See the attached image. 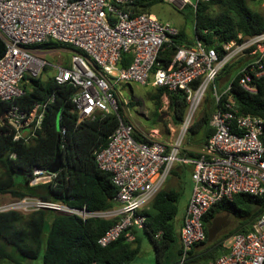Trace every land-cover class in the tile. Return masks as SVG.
<instances>
[{
    "label": "built area",
    "instance_id": "obj_1",
    "mask_svg": "<svg viewBox=\"0 0 264 264\" xmlns=\"http://www.w3.org/2000/svg\"><path fill=\"white\" fill-rule=\"evenodd\" d=\"M166 1L195 11L198 2L206 0ZM131 2L0 0V37L6 47L0 59V102L23 98L30 91L31 79L50 77L57 85L74 89L71 102L78 120H94L99 115L118 118L107 145L95 154L98 168L112 175L116 188L113 208L90 212L85 207L24 198L0 207V213L52 209L82 220L114 219L97 244L106 247L122 236L133 242L132 230L144 227L142 211L163 188L174 165L180 164L190 170L192 182L179 232L183 264L192 247L205 240L202 220L212 206L237 194H264V120L234 108L229 96L231 82L220 93L216 88L221 71L230 62L243 59L246 64L237 74L238 85L248 93L257 92V81L264 77V31L250 37L238 35V41L221 44L220 52L198 38L191 45H177L176 28L161 24L150 14L133 16L119 8ZM258 2L264 11V0ZM48 42L80 53L71 50L67 65L61 60L50 62L44 57L57 46H47ZM123 55L131 59L127 67L120 66ZM120 83L182 95L186 110L175 135L165 141L135 139L134 127L121 116L123 106L116 92ZM207 95L215 104L209 120L213 132L195 157L182 156L186 135ZM53 99L33 103L30 109L12 103L1 123L8 125L13 140L28 143L35 137ZM59 132L63 146L65 128ZM54 176L47 169L35 168L31 184L48 182ZM226 245L228 251L208 264H264V213L250 230L233 235Z\"/></svg>",
    "mask_w": 264,
    "mask_h": 264
},
{
    "label": "trees",
    "instance_id": "obj_2",
    "mask_svg": "<svg viewBox=\"0 0 264 264\" xmlns=\"http://www.w3.org/2000/svg\"><path fill=\"white\" fill-rule=\"evenodd\" d=\"M163 0H132L120 6L131 15L150 14V8ZM264 31V11L258 0H206L199 1L194 13V37L188 39L182 30L175 44L191 45L198 38L206 46H216L238 41L237 36L250 37ZM47 46H58L53 42ZM59 46H64L60 45ZM71 50H79L69 47ZM6 47L0 37V59ZM130 57L123 55L120 66L130 64ZM167 61V60H166ZM257 92L248 93L238 85V75L231 81L229 96L234 108L243 115H253L264 120V77L257 81ZM74 89L68 85H57L50 77L30 81V91L23 98L11 102H0V195L13 199L34 198L45 203L62 204L69 208H83L87 211H102L114 207L116 188L112 175L101 171L95 154L103 149L109 136L118 124L115 115H99L94 120H78L71 102ZM168 100L171 122L178 126L184 116L186 103L182 95L156 89L150 100L156 109L161 106L163 95ZM53 101L47 106L42 124L35 130V137L28 143L23 139L13 140L10 128L2 124L5 112L12 103L31 108L33 103ZM214 107H203L190 128L191 139L202 146L213 130L209 127ZM60 128H65L64 145L61 143ZM138 141H145L133 134ZM264 145V131L261 136ZM58 146L62 165L52 180L32 185L35 168L47 169L55 157ZM182 155L195 157L190 151ZM185 168V167H184ZM188 171V168H185ZM190 176V174H189ZM181 188H162L142 211L146 216L144 227L133 229V242L120 237L106 247L97 240L110 228L115 220L89 218L82 220L74 215L58 213L52 209H39L23 214L18 211L0 213V264H24L37 260L42 264H131L140 251V235L153 248L155 262L168 264L169 250L178 243L180 221H176ZM264 213V194L252 196L237 194L231 200L212 206L203 217L205 240L195 244L183 264H208L228 251L227 241L237 233H244L254 220ZM230 215L244 219L236 228L207 243V229L214 218ZM248 225V226H247ZM158 235L157 238L155 236ZM201 246H206L199 249ZM177 254L181 248L177 246Z\"/></svg>",
    "mask_w": 264,
    "mask_h": 264
},
{
    "label": "rangeland",
    "instance_id": "obj_3",
    "mask_svg": "<svg viewBox=\"0 0 264 264\" xmlns=\"http://www.w3.org/2000/svg\"><path fill=\"white\" fill-rule=\"evenodd\" d=\"M191 1L194 3L196 0ZM194 13L195 11H193L189 6L179 9L178 7L168 3L166 0H163L161 3H156L150 8L151 16H153L161 24H169L178 31L182 30L187 38L194 37ZM70 55L71 49L69 46H57L56 51H51V53L45 56L44 59L57 63L61 60L65 65H67L70 60ZM238 64V60H234L221 71L220 75L216 79V88L219 93L221 90H224L238 74ZM116 92L118 93L123 106L121 116L132 124L135 135L142 137V134H144L142 137L144 139H155L160 141L168 140L175 135L177 126H174L171 122L170 114L167 109L168 101L162 97V104L159 109H156L154 103L150 100V95L155 93V89L140 86L136 83H120L116 86ZM203 107H209V109L214 107V102L210 96H206L199 112H201ZM196 140L197 138L191 139L190 135L187 134L184 149H187V151H198L201 146L195 143ZM185 168L180 164L174 165L163 186L164 189H174L177 186L181 188V196L177 203L178 212L176 221L181 219L184 211V204L190 197L192 190V182L190 180L189 173L185 170ZM13 201L17 200L8 195H0V207L8 205ZM17 211L23 214L30 213L21 209ZM56 212L59 213V211ZM228 219L230 221L229 226L225 230L221 231L217 235L216 239L229 231L234 230L239 223H245L244 219H236L230 215ZM248 230H250V226L247 231ZM177 246V244H174L169 250V259L166 261L168 264H180L182 258L181 255L178 256L177 254ZM204 247L206 246H201L199 249H203ZM41 255L42 253L37 260L27 261L24 264H42ZM188 257L189 254L186 259ZM1 264L10 263L2 262ZM131 264H157L155 262L153 248L143 235H140V251ZM198 264L202 263L199 262Z\"/></svg>",
    "mask_w": 264,
    "mask_h": 264
},
{
    "label": "water",
    "instance_id": "obj_4",
    "mask_svg": "<svg viewBox=\"0 0 264 264\" xmlns=\"http://www.w3.org/2000/svg\"><path fill=\"white\" fill-rule=\"evenodd\" d=\"M25 132L23 133V137ZM62 165V157L58 146L56 147L55 157L51 164L47 168V172L51 174H56ZM228 215L219 216L212 220L211 226L207 229V243L211 244L221 232L222 229L228 227L229 220L227 219Z\"/></svg>",
    "mask_w": 264,
    "mask_h": 264
},
{
    "label": "crops",
    "instance_id": "obj_5",
    "mask_svg": "<svg viewBox=\"0 0 264 264\" xmlns=\"http://www.w3.org/2000/svg\"><path fill=\"white\" fill-rule=\"evenodd\" d=\"M260 4V3H259ZM261 7V6H260ZM187 37V36H186ZM188 39H191V38H188ZM62 45V44H61ZM243 60V59H242ZM240 60V61H238V68H239V71H240V69L242 68V66H244L245 64H246V61L245 60ZM128 65H126V66H123V67H127ZM49 75V74H48ZM151 88V87H150ZM156 90V89H155ZM163 98L164 99H166L167 100V97L165 96V94L163 95ZM168 101V100H167ZM198 117V116H197ZM143 136H144V134H142ZM141 136V135H140ZM142 136V137H143ZM141 137V139H144V138H142ZM145 140H147V139H145ZM187 151V149H185L184 151H182V153L183 152H186ZM190 152H193V153H196L197 151H190ZM182 155V154H181ZM182 156H184V155H182ZM190 157V156H189ZM182 167H184V166H182ZM189 170V169H188ZM189 174H190V170H189ZM191 180V179H190ZM178 188V186L176 187V188H174V189H177ZM190 198V197H189ZM189 198L186 200V202H185V204H184V211H183V215H182V217H181V219L180 220H178V221H180V223L182 224V219H183V216H184V212H185V208H186V205H187V203H188V200H189ZM136 230H140V229H136ZM180 232V231H179ZM177 245H178V247L180 246V240H179V238H178V243H177Z\"/></svg>",
    "mask_w": 264,
    "mask_h": 264
},
{
    "label": "flooded vegetation",
    "instance_id": "obj_6",
    "mask_svg": "<svg viewBox=\"0 0 264 264\" xmlns=\"http://www.w3.org/2000/svg\"><path fill=\"white\" fill-rule=\"evenodd\" d=\"M223 216H225V215H223ZM229 218V216L227 217V219ZM229 220V219H228ZM229 224H230V221H229ZM229 226V225H228ZM227 228V227H226ZM226 228H224V229H222L221 231H223V230H225Z\"/></svg>",
    "mask_w": 264,
    "mask_h": 264
}]
</instances>
